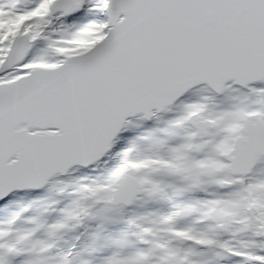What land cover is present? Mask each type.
I'll return each instance as SVG.
<instances>
[{"label": "snow or ice", "instance_id": "obj_1", "mask_svg": "<svg viewBox=\"0 0 264 264\" xmlns=\"http://www.w3.org/2000/svg\"><path fill=\"white\" fill-rule=\"evenodd\" d=\"M0 264H264V0H0Z\"/></svg>", "mask_w": 264, "mask_h": 264}]
</instances>
